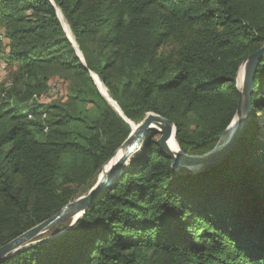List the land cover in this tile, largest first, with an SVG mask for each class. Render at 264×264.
Here are the masks:
<instances>
[{
    "label": "trees",
    "instance_id": "1",
    "mask_svg": "<svg viewBox=\"0 0 264 264\" xmlns=\"http://www.w3.org/2000/svg\"><path fill=\"white\" fill-rule=\"evenodd\" d=\"M5 41L17 65L0 94V247L92 187L127 138L90 71L126 118L172 122L183 153L216 147L240 65L264 44V0H0ZM54 74L67 99L38 103ZM253 82L251 115L217 165L174 169L150 130L72 226L0 264H264V56Z\"/></svg>",
    "mask_w": 264,
    "mask_h": 264
},
{
    "label": "water",
    "instance_id": "2",
    "mask_svg": "<svg viewBox=\"0 0 264 264\" xmlns=\"http://www.w3.org/2000/svg\"><path fill=\"white\" fill-rule=\"evenodd\" d=\"M263 56L264 44L256 51L248 55L242 62V64H245L244 79L241 85L237 84V89L239 92L237 108L233 119L229 123L230 125L232 124V121H234L235 128L224 143H219L212 150L202 155H189L183 153L180 150L177 141V149H170L167 145V140L175 134V126L167 118L159 114L149 112L141 121H139L134 127H132L133 121L125 117L116 101L111 99L110 97H107L100 91L101 95L105 97V99L111 104V106L114 107L118 114L129 124L130 132L127 138L114 152V154L105 162L99 174V177L97 176L98 179L90 188L87 194L81 195L73 199L72 201H69L54 215L36 224L16 238L1 246L0 257L21 251L26 247L36 243L37 241H40L31 240L40 233L47 231L54 226L60 225L64 222L69 223L66 228L72 226L91 206L94 198L99 194V192L104 187L112 183V181H114V179L118 176L121 168L124 165H127L128 162H130L128 161L127 157L142 147L145 136L150 130H154L160 134V136L156 140V143L165 153V155L171 160V166L176 170L180 168L188 169L190 167H200V171L203 172L209 170L210 168L221 162L224 157H226L230 153L231 148L233 147L239 136L242 134L245 124L251 115L250 95L254 88L253 75L256 65ZM82 62L84 61L82 60ZM90 76L95 81L92 76V71H90ZM229 125L226 127L224 132L229 128ZM156 126H159L160 129H157ZM224 132L222 133V135L224 134ZM119 151L120 155H117Z\"/></svg>",
    "mask_w": 264,
    "mask_h": 264
},
{
    "label": "rangeland",
    "instance_id": "3",
    "mask_svg": "<svg viewBox=\"0 0 264 264\" xmlns=\"http://www.w3.org/2000/svg\"><path fill=\"white\" fill-rule=\"evenodd\" d=\"M57 13H58V16H59V19H60V23L63 26V29H64V31L66 33L67 38L69 39V41L71 42L72 46L76 50L77 55L80 57L81 61L82 60L84 61V57H83V55H82V53H81V51H80V49L78 47V44H77V42H76V40L74 38V35L72 34L71 29H70L68 23L66 22L62 12L58 9ZM62 18H63V20H65V25L62 22ZM6 42L7 41H5L3 43V46H2V48L0 50V94L2 93V91H1L2 87H7V86H10L12 84V81H13V78H14V69L16 68V65H17V62H12V63H8L7 62L6 53H7L8 46H7ZM244 67H245V64H242L240 68H243V69H239L240 70L239 75L243 74V77H241V79H239V75H237V78H238L237 79V84L238 85H241L242 82H243V79H244ZM92 76H93L94 79H95V76L98 77V75L96 73H94V72H92ZM99 80H100V78H99ZM99 80H98V83H99ZM95 81H96V79H95ZM95 81L93 80L94 84L96 85V87L98 88V90L100 92L101 89H100L97 81L96 82ZM105 88H106V86H105ZM106 90H107V88H106ZM101 92H100V94H101ZM68 93H69L68 80L66 78H64L63 76H61V75L54 74V75H51V77L49 78L48 88H47L46 92L44 94H42L41 96H38L36 101L38 103H48V102H51V101H65L67 99ZM102 93L104 94V92H102ZM105 95L107 97L111 98V96L108 93V90H107V93ZM257 122L260 124L259 125L260 127L264 124V114L262 112H260V113L258 112V114H257ZM135 125H136V123H135ZM134 126H132V127H134ZM229 128L222 135L221 140H220V144L224 143L229 138L230 134L232 133L233 129L235 128L234 121H232V124L229 125ZM159 136H160V134H159ZM141 153H142V147L139 150H137L134 153H132L131 155H129L127 157L128 161H131L133 158L139 156ZM117 155H120V151L118 152ZM128 164H129V162H128ZM125 166H127V165H125ZM200 170H201L200 167H190L188 169L186 168L185 169V174H195L196 175V174H199L201 172ZM98 177H99V175H98ZM98 177H97V179H98ZM90 188L87 191H85V192L82 191L79 195H77V197L87 194L88 191L90 190ZM64 223L69 224L68 222H64ZM62 224L54 226V227L48 229L47 231H44V232L40 233L35 238H33L31 241H35L38 238H40L39 240H42V239L51 237L52 236L51 233L53 234V232L55 230H57ZM31 241H29V242H31ZM11 254H13V253H11Z\"/></svg>",
    "mask_w": 264,
    "mask_h": 264
},
{
    "label": "bare ground",
    "instance_id": "4",
    "mask_svg": "<svg viewBox=\"0 0 264 264\" xmlns=\"http://www.w3.org/2000/svg\"><path fill=\"white\" fill-rule=\"evenodd\" d=\"M61 16V15H60ZM62 22H63V24L65 25V20H63V18H62ZM68 33V32H67ZM69 35V34H68ZM240 69H243V68H240ZM243 71V70H242ZM239 72H240V70H239ZM239 72H238V75H239ZM241 77H243V74L242 75H239V79H241ZM95 79H96V81H97V83H98V80H99V78L97 77V76H95ZM238 79V78H237ZM98 85H99V83H98ZM104 94H106V93H104ZM132 123H134V122H132ZM132 126H134L133 124H132ZM159 126H156V128L157 129H160V127L158 128ZM230 129V128H229ZM167 145H168V147L170 148V149H172V150H176L177 149V144H176V140H175V138H174V135H172L168 140H167Z\"/></svg>",
    "mask_w": 264,
    "mask_h": 264
},
{
    "label": "built area",
    "instance_id": "5",
    "mask_svg": "<svg viewBox=\"0 0 264 264\" xmlns=\"http://www.w3.org/2000/svg\"><path fill=\"white\" fill-rule=\"evenodd\" d=\"M2 38V37H1Z\"/></svg>",
    "mask_w": 264,
    "mask_h": 264
}]
</instances>
